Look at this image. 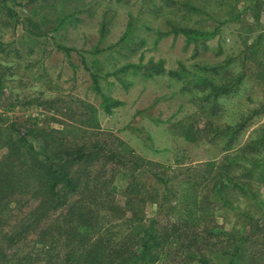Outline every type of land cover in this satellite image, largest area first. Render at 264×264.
<instances>
[{
	"label": "rangeland",
	"instance_id": "374dc122",
	"mask_svg": "<svg viewBox=\"0 0 264 264\" xmlns=\"http://www.w3.org/2000/svg\"><path fill=\"white\" fill-rule=\"evenodd\" d=\"M9 4L15 16L0 13V118L99 148L88 172L93 183L111 180L124 206L127 186L143 182L145 203L136 209L161 225L182 227L186 204L195 201L205 212L200 228H249L245 219L259 218L238 188L223 187V203L213 186L226 155L264 159V0ZM104 95L120 104L108 111ZM244 115L251 118L232 143L214 134ZM191 125L193 140L184 135ZM6 152L1 148L0 157ZM246 164L241 157L230 167L235 179L245 180ZM254 186L264 201V181ZM37 204L16 196L5 226ZM33 240L9 250H28ZM253 240L264 242V232ZM180 246L173 245L169 264H181Z\"/></svg>",
	"mask_w": 264,
	"mask_h": 264
},
{
	"label": "trees",
	"instance_id": "16d2710c",
	"mask_svg": "<svg viewBox=\"0 0 264 264\" xmlns=\"http://www.w3.org/2000/svg\"><path fill=\"white\" fill-rule=\"evenodd\" d=\"M9 2L0 0V13L14 17ZM103 103L109 111L120 100L104 95ZM249 117L244 115L235 125L216 127L214 134L228 138L230 144ZM24 129L10 116L0 118V149L7 151L0 157V264H169L170 251L178 244L183 248L181 264H264V242L253 243L259 231L264 232V201L254 186L264 181V159L241 156L247 164L242 174L245 180H238L230 167L241 157L226 155L219 168L221 177L213 186L223 203L228 202L223 187H236L250 205L256 206L259 218L245 219L249 228H200L205 218L200 201L186 204L182 227L177 222L161 225L156 216L147 217L136 209L138 201L145 203L143 182L127 186L124 206L117 202L111 180L93 183L88 172L100 157L99 148L67 144L55 138L54 131ZM40 135L46 139L37 146L34 140ZM184 135L194 139L192 125ZM138 186L143 188L142 194ZM166 188L171 190L168 183ZM21 195H29L38 204L16 223L5 226L6 207ZM59 209L63 210L50 224H43ZM247 211L245 216L250 213ZM31 235L30 249L9 250L25 245Z\"/></svg>",
	"mask_w": 264,
	"mask_h": 264
}]
</instances>
